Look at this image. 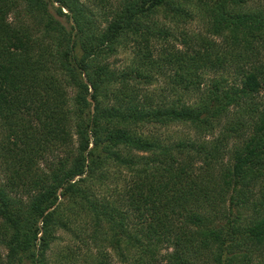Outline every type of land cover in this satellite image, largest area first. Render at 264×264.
Returning a JSON list of instances; mask_svg holds the SVG:
<instances>
[{"label": "trees", "instance_id": "1", "mask_svg": "<svg viewBox=\"0 0 264 264\" xmlns=\"http://www.w3.org/2000/svg\"><path fill=\"white\" fill-rule=\"evenodd\" d=\"M62 234L264 264V0H0V264Z\"/></svg>", "mask_w": 264, "mask_h": 264}, {"label": "rangeland", "instance_id": "2", "mask_svg": "<svg viewBox=\"0 0 264 264\" xmlns=\"http://www.w3.org/2000/svg\"><path fill=\"white\" fill-rule=\"evenodd\" d=\"M61 20L63 21L64 18L62 17ZM190 29L195 30H201L202 26H200L199 22L191 21L189 24ZM128 54L127 52L119 51L114 57H112L110 60L113 61V63L116 66H119L124 63L126 60ZM186 128L180 127V128H173L169 129L168 131H176L178 133L182 132L181 130H184L185 132ZM68 245L67 242V236L62 234L61 238L55 240V242L51 245L50 251H47L46 258H47V264H93L92 260L84 253L83 249L73 248L74 254L73 256L66 255L67 257H63L65 254V251L63 250ZM93 251V250H92ZM164 250L161 249L160 252H163ZM93 253V252H92ZM108 253L111 255V250H108ZM107 261L109 264H131V263H122L120 262L115 256H112L110 259L107 258ZM162 260L159 264H163ZM26 264V263H25Z\"/></svg>", "mask_w": 264, "mask_h": 264}]
</instances>
